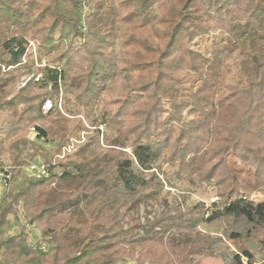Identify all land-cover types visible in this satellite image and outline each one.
<instances>
[{
	"label": "trees",
	"instance_id": "obj_1",
	"mask_svg": "<svg viewBox=\"0 0 264 264\" xmlns=\"http://www.w3.org/2000/svg\"><path fill=\"white\" fill-rule=\"evenodd\" d=\"M29 38L46 61L12 92L33 63ZM60 96L65 110L69 96L85 111L102 104L63 158L79 133ZM19 105L0 168V264L255 263L244 243L264 244V0H0V113ZM36 157L45 174L26 171ZM159 160L214 181L218 199L163 201L142 222ZM9 215L22 223L4 235ZM212 223L222 235L203 229ZM32 226L47 247L31 245Z\"/></svg>",
	"mask_w": 264,
	"mask_h": 264
},
{
	"label": "rangeland",
	"instance_id": "obj_2",
	"mask_svg": "<svg viewBox=\"0 0 264 264\" xmlns=\"http://www.w3.org/2000/svg\"><path fill=\"white\" fill-rule=\"evenodd\" d=\"M117 50L120 46L117 45ZM27 53L30 55V60L33 61L31 69L28 72L22 70L20 72V78L15 82L14 86H8L11 88L12 92L19 87H21L28 79H30L36 72L38 66L43 64L46 60L43 58L41 62L39 61V55L37 52V44L34 40L29 38ZM40 62V63H39ZM38 76V75H37ZM50 98V97H47ZM53 102V98H50ZM69 100L66 101V110L64 109V100L61 96L58 99L57 106L62 112H66L69 117L70 129L79 133V138L71 137L68 140L66 148L58 156L63 158L67 152H73L76 149V144L83 141L86 135L93 133L95 126L101 121V106L99 104L94 107L93 110L85 111L76 106L68 97ZM69 101V102H68ZM24 105H19L15 110L3 111L0 113V168L3 166H9L11 164L9 143L12 138L7 136V130L9 129L11 123H13L22 110ZM99 129L102 130L103 126L100 125ZM36 132L31 127L27 131V138L30 140L35 139ZM51 144H44L45 147H49ZM129 151V148H125ZM26 153V152H25ZM34 164H40V159L36 157L33 161ZM155 173L159 178V183L152 195L147 196L143 201H141L137 208L138 216L142 222L147 220H152L154 211L158 208L160 202H166L168 205H172L177 200H185L188 204H194L198 202H203L208 205L211 201L218 199L216 194V187L214 181L208 183H203L197 179V177H187L185 175H178L175 172V168L170 167L167 163L163 161H156L153 163L152 168L145 172L146 175L150 173ZM25 174L18 178L12 179L10 182V187L17 188L18 185L25 179ZM4 186L0 181V196L3 192ZM134 214V210H124V221H127ZM22 223L21 217H14L12 215L8 216V222L4 226V235H10L18 231L19 225ZM203 229L210 232L213 235H222L223 225L222 223H212L210 225L203 226ZM28 239L31 245L41 244L47 247L45 241L40 239L39 231L35 227H27ZM230 247H234L232 243H226ZM244 245L248 247L254 255V264L260 263L264 260V244L259 241H245ZM242 258H245L242 256ZM195 260L200 261L201 264H222V260L215 256H205L196 257ZM124 264H136L132 259H128Z\"/></svg>",
	"mask_w": 264,
	"mask_h": 264
},
{
	"label": "built area",
	"instance_id": "obj_3",
	"mask_svg": "<svg viewBox=\"0 0 264 264\" xmlns=\"http://www.w3.org/2000/svg\"><path fill=\"white\" fill-rule=\"evenodd\" d=\"M53 107V102L50 98H46L42 104V110L43 112H48ZM26 171L28 173H33L35 175H41L46 173V169L44 165L40 164H31L29 167L26 168ZM9 179V173L5 171H0V181L2 184H5L7 180ZM242 260L245 262L246 259L242 258Z\"/></svg>",
	"mask_w": 264,
	"mask_h": 264
}]
</instances>
